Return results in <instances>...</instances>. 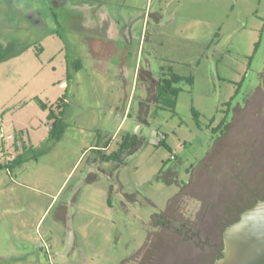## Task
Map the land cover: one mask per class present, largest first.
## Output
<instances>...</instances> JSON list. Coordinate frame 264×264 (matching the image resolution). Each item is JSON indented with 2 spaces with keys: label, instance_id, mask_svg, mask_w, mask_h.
<instances>
[{
  "label": "rangeland",
  "instance_id": "1",
  "mask_svg": "<svg viewBox=\"0 0 264 264\" xmlns=\"http://www.w3.org/2000/svg\"><path fill=\"white\" fill-rule=\"evenodd\" d=\"M13 2L16 15L0 11V45L14 54L0 62V120L6 137L22 130L35 147L0 171V264L212 262L225 225L251 191L264 194V0ZM92 7L138 20L131 39L108 40L116 49L101 67ZM173 74L183 78L165 96L174 109L151 87ZM36 98L65 101L53 135ZM139 131L146 142L103 160ZM14 144L0 139V161ZM162 213L171 222L154 224Z\"/></svg>",
  "mask_w": 264,
  "mask_h": 264
},
{
  "label": "trees",
  "instance_id": "2",
  "mask_svg": "<svg viewBox=\"0 0 264 264\" xmlns=\"http://www.w3.org/2000/svg\"><path fill=\"white\" fill-rule=\"evenodd\" d=\"M10 55H14V54L13 53L9 54L8 50L4 49V47L2 45H0V62L7 60ZM182 80H183L182 77L174 75V74L166 76L165 78H163L159 82L153 80L152 87H153V100H154V102L156 104H161L164 107H169V108L174 109L175 105H176L175 101L167 99L165 96H168V97L169 96H173V97L175 96L176 97L179 93V90L174 88L173 85L180 83ZM188 82L193 84V79L192 78L188 79ZM162 98H164V99L162 100ZM35 100L40 105V107L43 111H48L47 119L53 123L52 132H51V135H53L56 132V128L58 127V125L59 124L61 125V123H62L63 110H61V109H62L63 103H65L64 99L59 100V102L55 106L56 108L54 106L50 107L48 104L44 103L39 98H36ZM233 100H234V98L231 100V103ZM161 109H162V107H161ZM195 117L198 120L199 114L195 113ZM2 132H3V129H2V126L0 125V135ZM16 133H15L16 135H15L14 146H15V150L18 152V154L10 160H8L6 157H3V160L0 161V171L6 170L7 172H11L12 169L16 168L19 165L24 164L26 162L27 155L29 153H32L34 150V147L32 145H30L24 139V131H19ZM139 141L146 142V137H141L139 139V137L135 134L125 136L121 142V145H120V148L118 149V151H116L110 155H103L102 158L105 161H111V160H114V158L117 159L119 157L120 153H122L123 151H125L126 149H128L131 146L135 147ZM164 144H165V142H161L157 146H162ZM258 193H260V194H258ZM253 195H254L253 198L254 199L256 198V199H255L254 203H252L250 206H253L258 200L264 199V194L262 195V193L260 191H257V192L251 191L250 196H253ZM250 206H248V207H250ZM247 208H245V209H247ZM155 218L156 219L159 218L160 220H158V221L154 220L153 221L154 224H159L160 226L167 225L168 223L171 222V220H169V219L163 220L164 218H167L165 213L159 214V215L155 216ZM238 219H239V217L236 218L235 220L237 221ZM235 220H233V221L235 222ZM232 222L225 225V228L228 227L230 224H232ZM184 225H186V224H184ZM214 246H215L214 247L215 251H217L218 255H220L222 257V254H220V253H221V250L224 248L223 233H222L221 243L220 244L217 243Z\"/></svg>",
  "mask_w": 264,
  "mask_h": 264
},
{
  "label": "water",
  "instance_id": "3",
  "mask_svg": "<svg viewBox=\"0 0 264 264\" xmlns=\"http://www.w3.org/2000/svg\"><path fill=\"white\" fill-rule=\"evenodd\" d=\"M222 257L213 264H264V199L223 232Z\"/></svg>",
  "mask_w": 264,
  "mask_h": 264
},
{
  "label": "flooded vegetation",
  "instance_id": "4",
  "mask_svg": "<svg viewBox=\"0 0 264 264\" xmlns=\"http://www.w3.org/2000/svg\"><path fill=\"white\" fill-rule=\"evenodd\" d=\"M2 1H3L2 2V4H3L2 7L3 8H1L0 11H5L7 16H10L11 14L12 15H16L17 12H16V8L14 6L13 0H2ZM92 8H91V11H90V9H86V12H85L86 16H87V18H86L87 26L89 27V29L91 31L97 32L99 35L104 36V38L106 36L111 37V38H117V34H119V35L122 34V35H124L125 38L132 37L133 28L137 24L138 20L122 18L121 17L118 21H115L109 16V14L105 10V8L104 9L97 8V7H95V8L92 7ZM30 17L35 22L41 23L40 18L37 17V14L35 12H32L30 14ZM119 25L122 26V28L120 30L121 32L118 30V26ZM109 51L110 50H108L107 47H106V53L107 54H108ZM250 207H252V206H250ZM250 207H248V208H250ZM241 214H242V212H241ZM241 214L239 215V218H240ZM222 250H221L220 254H222ZM219 258H221L220 255H218L217 258H215L209 264H213Z\"/></svg>",
  "mask_w": 264,
  "mask_h": 264
},
{
  "label": "crops",
  "instance_id": "5",
  "mask_svg": "<svg viewBox=\"0 0 264 264\" xmlns=\"http://www.w3.org/2000/svg\"><path fill=\"white\" fill-rule=\"evenodd\" d=\"M129 34V33H128ZM101 37H104V36H101ZM104 39V38H103ZM114 39H116V38H111V37H108V36H106L105 37V39L104 40H100V41H103V42H99V46H98V50H95L94 49V53H93V55H94V58H95V60H96V62H98V64L100 65V67H101V65L103 66V61L102 62H100L101 60H102V57H106V56H108L110 53H111V51H112V49H116V47L115 46H113L112 44H111V42H109L108 40H114ZM130 39H131V37H130ZM106 47H107V49L108 50H110L109 52H108V54L106 53ZM44 50V49H43ZM123 63L124 62H122V65H121V70H122V74H121V76L122 77H124V76H126V72H127V67H125V65H123ZM103 70H105L106 71V67H104V69ZM106 80H108V79H106ZM153 80H155V79H153ZM152 80V81H153ZM155 81H157V80H155ZM108 83H113V82H109L108 81ZM64 86H66V82H63L62 83V87H64ZM125 87V86H124ZM123 87V84H121L120 85V88H121V91H120V94H119V100H122V97H123V93H122V91H123V89H125ZM151 87H152V85H151ZM124 92V91H123ZM125 96V95H124ZM40 99V98H39ZM125 99H126V97H125ZM129 101H130V99H129ZM127 102V106H126V108H125V115H124V117L123 118H121L120 119V122H119V126L118 127H121V126H123L126 122H127V120L128 119H130L131 118V110H132V108L129 110V107H130V102ZM145 101H144V99H142L141 100V102L139 103V108H138V114H139V116L137 115V118H138V120H140L141 121V123H142V125L143 126H147L148 125V117L147 118H140V116H141V113H142V111H143V109H142V106L145 104L144 103ZM133 105V104H132ZM132 107V106H131ZM44 113H47L46 115L48 116V111H43ZM148 116H149V114H148ZM0 125L2 126V129H3V131H5V126H4V120H0ZM138 127H139V125H138ZM20 131H22V130H20ZM16 132H19V130H15V133ZM141 132L139 131V132H134L133 134H135V135H139ZM146 136V135H145ZM144 136V134H143V136L142 137H145ZM124 138V137H123ZM123 138H122V140H123ZM24 139L30 144V145H32L33 147H35V145H33V143L30 141V139H28V137L24 134ZM120 147V146H119ZM98 148H100V149H98L99 150V152L101 151V152H107L109 149H110V143H107L106 144V146H104V147H98Z\"/></svg>",
  "mask_w": 264,
  "mask_h": 264
},
{
  "label": "built area",
  "instance_id": "6",
  "mask_svg": "<svg viewBox=\"0 0 264 264\" xmlns=\"http://www.w3.org/2000/svg\"><path fill=\"white\" fill-rule=\"evenodd\" d=\"M157 136H159V135H157ZM161 137H165V136L161 133ZM0 139H1V140H6V139H10V140L13 139V140H15L13 134H12V135H9V136L6 137V135H5L3 132H2L1 135H0ZM7 159H8V158H7ZM8 160H10V158H9ZM45 248L48 250V249H49V246L46 244V245H45ZM50 255H51V254H50Z\"/></svg>",
  "mask_w": 264,
  "mask_h": 264
}]
</instances>
